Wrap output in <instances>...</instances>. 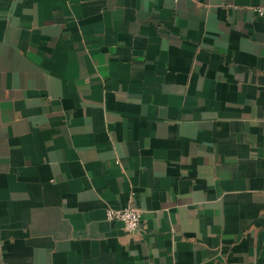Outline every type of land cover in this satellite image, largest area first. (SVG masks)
Returning a JSON list of instances; mask_svg holds the SVG:
<instances>
[{
  "label": "crops",
  "instance_id": "0c3cea01",
  "mask_svg": "<svg viewBox=\"0 0 264 264\" xmlns=\"http://www.w3.org/2000/svg\"><path fill=\"white\" fill-rule=\"evenodd\" d=\"M263 2L0 0V264H264Z\"/></svg>",
  "mask_w": 264,
  "mask_h": 264
},
{
  "label": "built area",
  "instance_id": "2783aa9c",
  "mask_svg": "<svg viewBox=\"0 0 264 264\" xmlns=\"http://www.w3.org/2000/svg\"><path fill=\"white\" fill-rule=\"evenodd\" d=\"M254 10L257 14L263 15L264 2L257 5ZM108 217L111 219H117L122 222L124 228L128 232H135L139 230L142 221L141 212L138 209L131 207L108 210Z\"/></svg>",
  "mask_w": 264,
  "mask_h": 264
}]
</instances>
